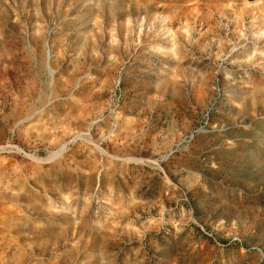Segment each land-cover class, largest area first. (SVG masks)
Returning <instances> with one entry per match:
<instances>
[{"label":"rangeland","instance_id":"rangeland-1","mask_svg":"<svg viewBox=\"0 0 264 264\" xmlns=\"http://www.w3.org/2000/svg\"><path fill=\"white\" fill-rule=\"evenodd\" d=\"M0 264H264V0H0Z\"/></svg>","mask_w":264,"mask_h":264}]
</instances>
